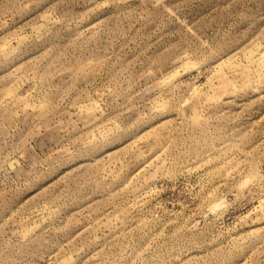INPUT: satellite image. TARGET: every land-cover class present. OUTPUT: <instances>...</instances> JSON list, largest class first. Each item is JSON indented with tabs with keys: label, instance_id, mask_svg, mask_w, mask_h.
Here are the masks:
<instances>
[{
	"label": "rangeland",
	"instance_id": "374dc122",
	"mask_svg": "<svg viewBox=\"0 0 264 264\" xmlns=\"http://www.w3.org/2000/svg\"><path fill=\"white\" fill-rule=\"evenodd\" d=\"M0 264H264V0H0Z\"/></svg>",
	"mask_w": 264,
	"mask_h": 264
}]
</instances>
